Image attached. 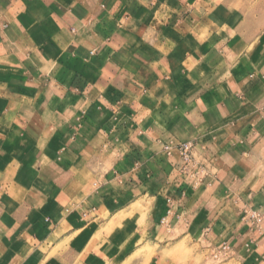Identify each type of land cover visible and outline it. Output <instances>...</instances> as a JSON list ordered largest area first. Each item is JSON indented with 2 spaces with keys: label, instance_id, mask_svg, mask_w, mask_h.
Here are the masks:
<instances>
[{
  "label": "crops",
  "instance_id": "0c3cea01",
  "mask_svg": "<svg viewBox=\"0 0 264 264\" xmlns=\"http://www.w3.org/2000/svg\"><path fill=\"white\" fill-rule=\"evenodd\" d=\"M250 211L264 0H0V264L104 226L103 255L170 235L264 264Z\"/></svg>",
  "mask_w": 264,
  "mask_h": 264
},
{
  "label": "rangeland",
  "instance_id": "374dc122",
  "mask_svg": "<svg viewBox=\"0 0 264 264\" xmlns=\"http://www.w3.org/2000/svg\"><path fill=\"white\" fill-rule=\"evenodd\" d=\"M103 228V234L102 231L101 234L97 232L93 235L80 230L62 241L57 236L60 244H55L57 241L53 240L50 243H54L50 246L51 251L44 252L48 254L46 264H60L61 261L66 264H224V259L218 256L213 258V252L204 241H175L170 235H148L146 240L137 242L130 253L121 250L103 255L96 248L102 240H108V234L105 233L108 227ZM95 258L97 260L92 262Z\"/></svg>",
  "mask_w": 264,
  "mask_h": 264
},
{
  "label": "built area",
  "instance_id": "2783aa9c",
  "mask_svg": "<svg viewBox=\"0 0 264 264\" xmlns=\"http://www.w3.org/2000/svg\"><path fill=\"white\" fill-rule=\"evenodd\" d=\"M181 161L183 162V168H185L190 163V152L192 148V144L190 142L180 143L176 146ZM248 220L254 227L260 228L264 223V214L250 211L247 214ZM227 248L223 247L222 251L226 252Z\"/></svg>",
  "mask_w": 264,
  "mask_h": 264
}]
</instances>
